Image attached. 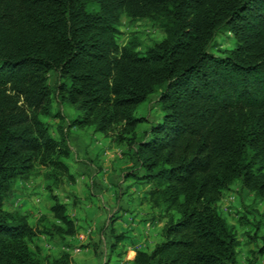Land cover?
<instances>
[{"label":"trees","instance_id":"16d2710c","mask_svg":"<svg viewBox=\"0 0 264 264\" xmlns=\"http://www.w3.org/2000/svg\"><path fill=\"white\" fill-rule=\"evenodd\" d=\"M122 15L152 20L165 37L143 51L120 46ZM223 32L235 45L213 53ZM53 71L59 101L75 110L70 127L120 125L118 140L131 134L136 145L130 176L166 223L134 264H238V232L219 203L236 181L264 199V0H0V264H72L69 252L44 255L27 216L4 209L20 180L44 170L60 224L43 232L77 234L55 193L72 150L45 120ZM154 94L163 116L139 139L145 119L134 109ZM263 227L250 237L259 254Z\"/></svg>","mask_w":264,"mask_h":264},{"label":"rangeland","instance_id":"374dc122","mask_svg":"<svg viewBox=\"0 0 264 264\" xmlns=\"http://www.w3.org/2000/svg\"><path fill=\"white\" fill-rule=\"evenodd\" d=\"M119 30V45L123 46L129 41H134L140 44L138 48L140 51L145 50L155 41L162 40L165 37L164 29L152 20L134 18L129 15H122ZM234 45V36L229 32H223L217 36L211 51L218 53L220 49H230ZM49 82L53 88L50 101L52 114L49 117H45L50 128L49 134L58 141L62 138L67 139L72 150L70 157L66 160L70 170L72 165L76 163L88 164L92 169L89 176L90 180H88L87 184L72 185L68 181L71 177L67 176L64 179V183L55 190V193L64 203V199L66 198L73 201L78 192L87 201H92L97 204V207L101 208V211H103L104 215L106 214L108 220L104 229L100 231L96 229L95 231L89 228L87 233L96 232L100 236L98 245L104 250V244L107 243L106 235L111 227L114 216L118 213L116 212L118 208L123 205L128 206L130 210L132 209L130 213L131 217L139 219L141 222L145 220L147 223L151 221L153 216L149 213L148 209H140L139 206V196L143 195V189H147L146 186L130 176L133 168L137 165L135 158L136 145L130 146L129 144L132 137L131 134L125 136L127 137L125 141L118 140L122 130L120 125L106 133L96 132L93 126L70 127L69 125L74 117L75 110L69 104L59 101L57 92L59 76L56 71L49 74ZM134 114L145 119L144 122H140L136 126L138 138L144 139L151 125L161 120L163 116L158 95H152L147 102L137 106L134 109ZM44 174L43 170L40 173H33L27 178L20 180L27 186H23L19 181L12 194L4 202L5 210L25 215L30 223L37 225L38 234H47L43 231L50 230V223L55 219L53 213L51 214V218L47 212L53 201L49 191L46 189L47 180ZM100 174L107 175V184L100 183L105 178V176L101 178ZM77 189L79 191L75 192ZM38 208L40 209L39 212H37ZM43 210L45 214H42ZM219 211L237 229L239 240L238 264H248L252 259H255V264H264V254L257 253L259 246L262 245V241L252 242L250 239L251 235L255 233L256 223L264 221V199L249 192L239 181H236L223 193L219 203ZM68 214L74 220L75 217L76 219H81L79 218V214L82 216L88 213L84 209H77V207L74 209V207L68 206ZM147 226L148 228L155 227V230L148 234V236L145 234L144 243L147 245L154 241L151 244L153 246L156 242V236H158L159 227L156 224L154 225L153 221ZM260 234H264V227ZM38 238H40V235L35 237L33 243L35 246H39L43 254L46 255L42 247L43 245L41 246L37 243L38 241L41 244L44 242L42 243L40 241L41 238L39 240ZM146 247L143 246L139 250H147Z\"/></svg>","mask_w":264,"mask_h":264},{"label":"crops","instance_id":"0c3cea01","mask_svg":"<svg viewBox=\"0 0 264 264\" xmlns=\"http://www.w3.org/2000/svg\"><path fill=\"white\" fill-rule=\"evenodd\" d=\"M91 170L92 169L88 164L76 163L71 167V179L68 181L72 185H80L82 183L87 184L88 180H90L89 176ZM100 176L101 178L105 176L104 181H100V183L103 182L107 184V175L100 174ZM22 182L23 181H20V184L27 186ZM77 191H79V189L75 192ZM76 194L77 195H75L73 200L74 202L69 198H66L64 199V203L71 208L74 207V209H76V207L77 209H84L88 214L82 216L79 214V218L81 219L74 218L76 227H78L77 234L74 236L60 237L55 233L50 235L38 234L41 238H38V240L40 239V241L44 243L41 244L39 241L37 243L38 245H43L42 247L44 248L43 250L46 255L50 257H58L63 252H69L72 256V264H134V258L139 249H142L143 246H147V250L152 249L156 243L161 240L162 229L166 223V219L158 216L157 211L152 208L149 203L146 189H143V195L141 194L139 196V206L140 209H148L149 213L153 215L151 221L154 222V225L156 224L159 227L158 236H156V242L154 245L151 246L154 241L147 245L144 243L145 234L148 236V234L155 230V227L148 228L147 226L151 221H148L147 224L145 220L141 222L139 219H133V217H131L132 215H130L132 209L130 210L128 206L123 205L117 209L116 212L118 213L114 216L111 222V227L106 235L107 243L104 244V250L98 245L100 236L94 231L93 233H87V231L89 228H92L95 231L96 229L99 231L104 229L108 221L107 216L106 214L104 215L100 207H97V204L92 201H87V199L78 192ZM39 210L40 209L38 208L37 212H39ZM47 212L49 217H51V205ZM42 214H45L44 210ZM52 223L60 224V221L54 219L51 221L50 225H52ZM31 225L35 228L38 227L32 223Z\"/></svg>","mask_w":264,"mask_h":264}]
</instances>
